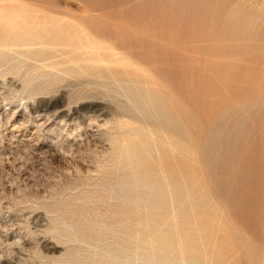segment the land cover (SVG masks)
<instances>
[{
	"label": "rangeland",
	"instance_id": "rangeland-1",
	"mask_svg": "<svg viewBox=\"0 0 264 264\" xmlns=\"http://www.w3.org/2000/svg\"><path fill=\"white\" fill-rule=\"evenodd\" d=\"M0 264H264V0H0Z\"/></svg>",
	"mask_w": 264,
	"mask_h": 264
},
{
	"label": "bare ground",
	"instance_id": "bare-ground-1",
	"mask_svg": "<svg viewBox=\"0 0 264 264\" xmlns=\"http://www.w3.org/2000/svg\"><path fill=\"white\" fill-rule=\"evenodd\" d=\"M255 8V7H254ZM4 13V12H3ZM3 15V14H2ZM6 15H8V14H6ZM5 16V15H4ZM261 121V120H260ZM123 204V203H122ZM140 259V258H139ZM135 261V260H134ZM137 261V260H136Z\"/></svg>",
	"mask_w": 264,
	"mask_h": 264
}]
</instances>
